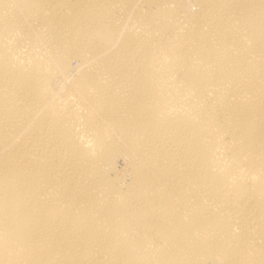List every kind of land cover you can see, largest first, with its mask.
Returning a JSON list of instances; mask_svg holds the SVG:
<instances>
[{
	"label": "bare ground",
	"instance_id": "bare-ground-1",
	"mask_svg": "<svg viewBox=\"0 0 264 264\" xmlns=\"http://www.w3.org/2000/svg\"><path fill=\"white\" fill-rule=\"evenodd\" d=\"M0 264H264V0H0Z\"/></svg>",
	"mask_w": 264,
	"mask_h": 264
}]
</instances>
